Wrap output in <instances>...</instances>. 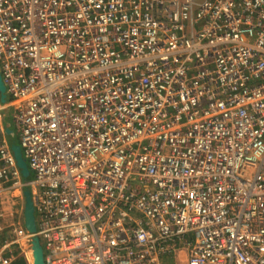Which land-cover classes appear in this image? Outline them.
<instances>
[{
    "label": "built area",
    "instance_id": "1",
    "mask_svg": "<svg viewBox=\"0 0 264 264\" xmlns=\"http://www.w3.org/2000/svg\"><path fill=\"white\" fill-rule=\"evenodd\" d=\"M0 75V264L25 189L45 264H264V0H0Z\"/></svg>",
    "mask_w": 264,
    "mask_h": 264
},
{
    "label": "water",
    "instance_id": "2",
    "mask_svg": "<svg viewBox=\"0 0 264 264\" xmlns=\"http://www.w3.org/2000/svg\"><path fill=\"white\" fill-rule=\"evenodd\" d=\"M0 100L1 102H5L6 100L5 86L3 84L1 75H0ZM7 133H10V129H7ZM11 149L13 151L17 165L21 168V173L23 174L24 177H28L29 169L27 168L26 162L23 159L19 145L12 144ZM24 196H25L24 214H23L24 226L30 234H33L31 237L33 264H45L40 239L38 238V236L34 234L36 231V225H35L34 213H33L34 209L28 189L24 190Z\"/></svg>",
    "mask_w": 264,
    "mask_h": 264
},
{
    "label": "trees",
    "instance_id": "3",
    "mask_svg": "<svg viewBox=\"0 0 264 264\" xmlns=\"http://www.w3.org/2000/svg\"><path fill=\"white\" fill-rule=\"evenodd\" d=\"M11 143H16L14 142L16 140L15 137H9ZM11 264H27L25 258L22 255H17L11 262Z\"/></svg>",
    "mask_w": 264,
    "mask_h": 264
},
{
    "label": "crops",
    "instance_id": "4",
    "mask_svg": "<svg viewBox=\"0 0 264 264\" xmlns=\"http://www.w3.org/2000/svg\"><path fill=\"white\" fill-rule=\"evenodd\" d=\"M183 258V254L181 255ZM165 264H176L175 261L168 259Z\"/></svg>",
    "mask_w": 264,
    "mask_h": 264
},
{
    "label": "rangeland",
    "instance_id": "5",
    "mask_svg": "<svg viewBox=\"0 0 264 264\" xmlns=\"http://www.w3.org/2000/svg\"><path fill=\"white\" fill-rule=\"evenodd\" d=\"M8 121L10 122V129H11V130H13V128H14V127H13V124L11 123V121H10V119H9V118H8ZM14 142L18 143V141H17V140H15Z\"/></svg>",
    "mask_w": 264,
    "mask_h": 264
},
{
    "label": "clouds",
    "instance_id": "6",
    "mask_svg": "<svg viewBox=\"0 0 264 264\" xmlns=\"http://www.w3.org/2000/svg\"><path fill=\"white\" fill-rule=\"evenodd\" d=\"M16 144V143H15Z\"/></svg>",
    "mask_w": 264,
    "mask_h": 264
}]
</instances>
